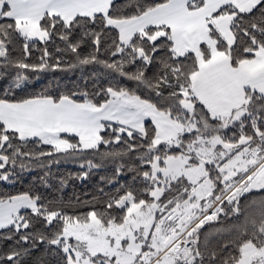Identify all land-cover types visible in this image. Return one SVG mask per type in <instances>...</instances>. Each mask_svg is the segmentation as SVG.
Segmentation results:
<instances>
[{
  "label": "snow or ice",
  "instance_id": "snow-or-ice-1",
  "mask_svg": "<svg viewBox=\"0 0 264 264\" xmlns=\"http://www.w3.org/2000/svg\"><path fill=\"white\" fill-rule=\"evenodd\" d=\"M0 264H264V0H0Z\"/></svg>",
  "mask_w": 264,
  "mask_h": 264
}]
</instances>
